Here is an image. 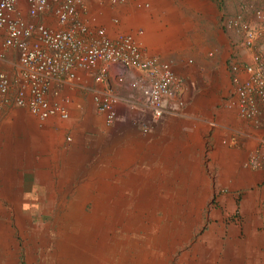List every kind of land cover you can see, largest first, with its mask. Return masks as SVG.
<instances>
[{"label": "crops", "instance_id": "obj_1", "mask_svg": "<svg viewBox=\"0 0 264 264\" xmlns=\"http://www.w3.org/2000/svg\"><path fill=\"white\" fill-rule=\"evenodd\" d=\"M238 11L237 0H82L78 19L93 33L130 35L182 86L159 119L131 85L140 73L122 65L107 75L119 97L111 124L84 69L49 93L67 118L1 107L0 264H71L92 227L101 241L97 227L109 225L118 263L137 247L147 264H264V167L249 163L263 129L226 103L228 64L252 56L224 24ZM36 20L55 25L51 14ZM15 61L5 50L0 70L14 76Z\"/></svg>", "mask_w": 264, "mask_h": 264}, {"label": "built area", "instance_id": "obj_2", "mask_svg": "<svg viewBox=\"0 0 264 264\" xmlns=\"http://www.w3.org/2000/svg\"><path fill=\"white\" fill-rule=\"evenodd\" d=\"M237 2L238 13L228 16L224 24L241 37L252 56L247 63L228 64L232 88L226 103L263 129L249 159L258 168L264 167V52L257 44L264 30V0ZM81 5L82 0H25L24 5L19 0H0V59L5 50H12L16 58L14 76L0 70V108L14 104L40 119L53 115L67 118L66 107L50 100L49 93L75 82L77 71L84 69L93 73L100 85L92 89L93 100L105 114L106 123L111 124L119 97L112 92L107 75L112 65H122L140 73L142 83L136 80L131 85L141 90L152 118H161L166 112L165 102L176 98L182 86L172 65L155 56L144 57L130 35L110 39L103 29L93 33L78 19ZM45 14L54 17L53 27L36 20ZM182 102L179 99V104Z\"/></svg>", "mask_w": 264, "mask_h": 264}, {"label": "rangeland", "instance_id": "obj_3", "mask_svg": "<svg viewBox=\"0 0 264 264\" xmlns=\"http://www.w3.org/2000/svg\"><path fill=\"white\" fill-rule=\"evenodd\" d=\"M259 26V25H258ZM264 31V30H263ZM262 41L260 43L261 45V49L264 52V38H261ZM93 229V233H89V241L87 242L88 244V250H79L76 251L77 245L75 242H71V249L72 251H76L77 254L74 255L71 258V264H147L145 262H150V260L145 257L143 255V253L140 251L139 248L135 247L133 250H130L131 256L133 258V261H130L131 257H123L121 255V253H119L120 255V263L117 262V256H118V247L116 246L115 248L112 247V234L114 233V226L109 225L108 227H97V233L99 234V237H102L101 235H105L104 238H102L101 241L98 240H94L95 237V232L96 229L95 227H92ZM95 230V231H94ZM107 233V234H105ZM93 238V239H90ZM65 245H63L61 248L63 249ZM76 247V248H75ZM65 250L69 249L66 245V247H64ZM125 246L120 243L119 244V249L122 250L124 249ZM52 250H54L55 248L51 247ZM126 249V248H125ZM127 250V249H126ZM89 255V257H84V255ZM82 255V257H81ZM75 257H79V258H75ZM63 261L65 260L64 258H61ZM67 260V259H66ZM149 260V261H148Z\"/></svg>", "mask_w": 264, "mask_h": 264}]
</instances>
